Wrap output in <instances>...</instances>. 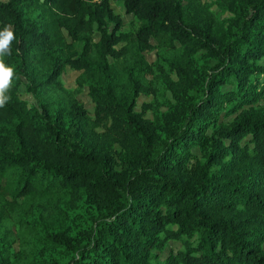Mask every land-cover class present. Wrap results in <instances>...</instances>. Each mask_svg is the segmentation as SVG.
Here are the masks:
<instances>
[{"label": "trees", "instance_id": "obj_1", "mask_svg": "<svg viewBox=\"0 0 264 264\" xmlns=\"http://www.w3.org/2000/svg\"><path fill=\"white\" fill-rule=\"evenodd\" d=\"M183 1L0 0V264H264V0Z\"/></svg>", "mask_w": 264, "mask_h": 264}, {"label": "rangeland", "instance_id": "obj_2", "mask_svg": "<svg viewBox=\"0 0 264 264\" xmlns=\"http://www.w3.org/2000/svg\"><path fill=\"white\" fill-rule=\"evenodd\" d=\"M183 1V0H182ZM183 5L188 8V19H191L194 15H197L198 12L202 10H206L212 12L214 15H217L221 18L226 16V13L223 12L220 8V1L219 0H193L188 1L184 0ZM122 4L120 3H112V8L115 13L120 14L123 17L124 26L122 28L123 33H128L132 30L131 23L133 24L134 17L132 15L126 16L124 14V10L121 8ZM138 26V22L135 23V27ZM145 58L149 63H154L156 61V52H149L145 54ZM79 73L70 69H66L65 72L61 76V83L62 85L72 91L77 90L76 79ZM20 97L22 100L33 103V100L30 95L24 93V89L21 88L20 90ZM78 101L84 106L85 110L89 113L90 116L93 115L94 105L88 95V90L85 87L80 93L77 95ZM152 100L151 97L140 96L137 100L136 111L141 112L142 105L145 103H149ZM147 117H151V114H147ZM228 121L231 118L227 119Z\"/></svg>", "mask_w": 264, "mask_h": 264}, {"label": "clouds", "instance_id": "obj_3", "mask_svg": "<svg viewBox=\"0 0 264 264\" xmlns=\"http://www.w3.org/2000/svg\"><path fill=\"white\" fill-rule=\"evenodd\" d=\"M15 40V34L10 25L0 30V108H3L10 100L8 92L12 87L15 69L7 66L3 57L11 55V44Z\"/></svg>", "mask_w": 264, "mask_h": 264}, {"label": "built area", "instance_id": "obj_4", "mask_svg": "<svg viewBox=\"0 0 264 264\" xmlns=\"http://www.w3.org/2000/svg\"><path fill=\"white\" fill-rule=\"evenodd\" d=\"M91 3L93 4H100L102 3L104 0H89Z\"/></svg>", "mask_w": 264, "mask_h": 264}, {"label": "crops", "instance_id": "obj_5", "mask_svg": "<svg viewBox=\"0 0 264 264\" xmlns=\"http://www.w3.org/2000/svg\"><path fill=\"white\" fill-rule=\"evenodd\" d=\"M120 4V3H119ZM111 6H112V4H111ZM121 7V6H120ZM122 9H123V6L121 7ZM124 10V9H123ZM126 16H129V15H126ZM122 19H123V17H122Z\"/></svg>", "mask_w": 264, "mask_h": 264}]
</instances>
